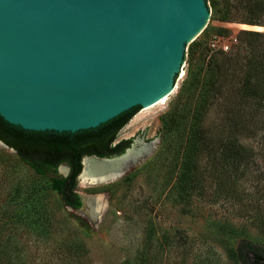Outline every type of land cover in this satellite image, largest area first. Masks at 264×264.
<instances>
[{"label":"water","instance_id":"obj_1","mask_svg":"<svg viewBox=\"0 0 264 264\" xmlns=\"http://www.w3.org/2000/svg\"><path fill=\"white\" fill-rule=\"evenodd\" d=\"M207 5L205 0H0V116L24 130L76 132L155 103L171 92L187 46L207 26ZM248 26L262 28L240 29L264 32V25ZM139 143L152 141L136 139L109 157H82L76 187L84 159L106 165ZM62 166L66 174L68 167ZM125 172L89 185L112 182ZM79 195L76 210L97 218L100 213L91 218Z\"/></svg>","mask_w":264,"mask_h":264},{"label":"rangeland","instance_id":"obj_2","mask_svg":"<svg viewBox=\"0 0 264 264\" xmlns=\"http://www.w3.org/2000/svg\"><path fill=\"white\" fill-rule=\"evenodd\" d=\"M207 1L208 28L195 40L206 39L213 48L229 46L246 24L212 18ZM216 26L227 27L230 34L216 35ZM188 46L181 73L165 102L136 112L116 133V140L152 141L150 150L117 180L76 187L81 194H103L97 218L67 206L51 188V178L65 172L39 173L0 143V251L19 253L23 264H130L139 251L145 264H238L223 249L225 242L235 246L238 239L217 232L211 223L228 218L241 224L245 218L227 203L207 198L185 203L178 194L181 138L177 130L189 111L188 107L181 111L177 96L190 64ZM171 111L176 113L174 125L169 121ZM177 122H181L178 127ZM250 142L258 156L254 168L260 170L264 143L260 138ZM246 184L253 187L255 182ZM250 232L258 242L264 240L254 229Z\"/></svg>","mask_w":264,"mask_h":264},{"label":"trees","instance_id":"obj_3","mask_svg":"<svg viewBox=\"0 0 264 264\" xmlns=\"http://www.w3.org/2000/svg\"><path fill=\"white\" fill-rule=\"evenodd\" d=\"M209 1L212 18L221 22L264 25V0ZM213 29L219 36L230 34L224 26ZM233 40L227 49L213 48L206 39L188 46L190 64L177 99L181 111L188 107L189 114L180 127L181 122L175 124L181 138L176 184L185 203L207 198L237 210L236 215L245 218L241 224L228 218L211 223L217 232L238 239L235 246L225 242V255L238 264H264V240L258 242L250 232L252 228L264 236V167L254 168L258 156L250 142L260 138L264 143V32L240 29ZM139 108L76 132L24 130L0 116V141L42 174L55 173L57 165L66 162L68 176H53L50 186L64 204L76 209L81 205L74 190L81 157L108 155L104 150ZM175 114L171 111L169 117L173 125ZM251 180L255 185L246 186ZM22 259L19 253L0 251V264H23ZM129 263L145 264L143 252Z\"/></svg>","mask_w":264,"mask_h":264},{"label":"bare ground","instance_id":"obj_4","mask_svg":"<svg viewBox=\"0 0 264 264\" xmlns=\"http://www.w3.org/2000/svg\"><path fill=\"white\" fill-rule=\"evenodd\" d=\"M243 27L250 28L251 26L243 25ZM253 28L261 29L262 27L256 26ZM168 94L165 97L156 101L155 103L150 104L149 106L153 107L157 104H161L165 102V100L168 97ZM149 106H147V108H150ZM151 144L152 143L150 144L139 143L138 146L128 150V152L124 156L116 160L110 161L108 163H105L106 165H103V162H99L94 159H84L83 171L78 177V183H79L78 185L82 186L83 184H89L90 180H93L94 178H98L101 176L118 175L121 172V170L127 169V167L130 165L129 163L132 164L136 163L137 162L136 159H140L145 153H147L152 147ZM60 171L65 172L63 166L60 167ZM118 178L119 176L117 177V179ZM83 195L85 197V201L88 206L86 210L87 214H89L91 218H95L101 210L100 197L98 195H86V194Z\"/></svg>","mask_w":264,"mask_h":264},{"label":"flooded vegetation","instance_id":"obj_5","mask_svg":"<svg viewBox=\"0 0 264 264\" xmlns=\"http://www.w3.org/2000/svg\"><path fill=\"white\" fill-rule=\"evenodd\" d=\"M136 139L137 138H127L126 140H116V139H114L106 149L104 148L105 149L104 151H106V153H108V155H103V156H99V157H109V156L120 154L127 147H129L131 144H133L136 141ZM87 155L98 156L96 153H92V154H84L82 157L87 156ZM82 157H81V160H82ZM61 165H65L66 167H68L67 173L66 174L62 173L63 177L68 176V174L70 172V167H69V165L66 162H62V163L58 164L56 170L60 171L59 167ZM75 181L77 183L76 178H75ZM74 190L76 191V184H75V189ZM76 193L79 195V193L77 191H76ZM79 197H80V195H79ZM80 200H81V198H80Z\"/></svg>","mask_w":264,"mask_h":264},{"label":"built area","instance_id":"obj_6","mask_svg":"<svg viewBox=\"0 0 264 264\" xmlns=\"http://www.w3.org/2000/svg\"><path fill=\"white\" fill-rule=\"evenodd\" d=\"M220 47H222L223 49H227L228 48V46L226 45V46H220Z\"/></svg>","mask_w":264,"mask_h":264}]
</instances>
